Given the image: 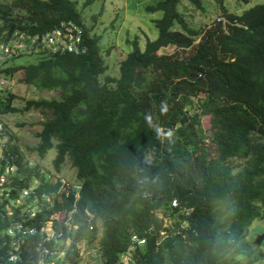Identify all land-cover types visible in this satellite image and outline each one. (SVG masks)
Masks as SVG:
<instances>
[{
  "label": "trees",
  "instance_id": "trees-1",
  "mask_svg": "<svg viewBox=\"0 0 264 264\" xmlns=\"http://www.w3.org/2000/svg\"><path fill=\"white\" fill-rule=\"evenodd\" d=\"M180 2L145 6L162 11L153 18L157 35L143 47L133 39L119 74L102 81L98 36L87 27L77 52L44 51L34 62L0 67L2 74L23 69V80L37 88L63 91L60 98L27 99L23 108L49 111L32 148L44 155L55 146L53 165L59 170L68 159L80 184L77 197L73 189L59 192V179L22 162L17 145L6 141L16 187L38 181L27 200L36 197L40 209L25 221L36 231L26 236L16 264L37 258L44 221L74 203L70 223L76 226L54 219L62 235L43 241L64 251L60 264H79L78 242L97 237L103 264H114L131 245V264H252L262 258L249 226L264 216V2L241 12L224 6L225 20L204 27L187 24ZM20 5L25 16L12 9ZM63 18L81 21L74 0L0 1V26L8 31H44ZM170 44L192 47L183 55L179 48L164 52ZM16 110L0 96V114ZM1 207L3 257L10 237ZM163 215L177 220L165 225Z\"/></svg>",
  "mask_w": 264,
  "mask_h": 264
},
{
  "label": "rangeland",
  "instance_id": "rangeland-1",
  "mask_svg": "<svg viewBox=\"0 0 264 264\" xmlns=\"http://www.w3.org/2000/svg\"><path fill=\"white\" fill-rule=\"evenodd\" d=\"M0 1L10 2L11 0ZM74 1L80 13V20L87 27L89 34L98 36L103 63L105 64V70L99 74L101 81L106 74H119V60L132 49L133 39H137L140 47H143L147 38H154L157 35L158 29L153 18L161 16L162 11H148L145 8L148 3H152L155 0H93L90 3H86V0ZM257 2H264V0H222L221 2L217 0H200V2L181 0L179 8L189 26L204 27L219 18L225 20L224 6L228 11L241 12ZM12 9L19 15L25 16L27 13L25 5L12 7ZM175 26L180 25L176 23ZM3 32L4 27L0 26V39ZM199 38L200 36L195 37L193 42H197ZM191 47L182 49L170 44L163 47L162 50L164 52H172L179 48L181 55H183L189 53ZM38 57L37 53L23 52V54L4 59L1 64L3 67L17 63L25 64L36 61ZM23 74V69L11 74L4 71V74H2L0 96L4 97V99L10 98L11 104L20 108V110L0 114V119L4 121L7 128L8 137L5 140L8 139L9 144L17 145L22 162H27L30 165L37 163L40 171L48 174L51 181H57L58 177H60L74 182L78 179L75 176V169L68 159L60 165L59 170L53 165V158L56 153L55 146L47 149L44 155H40L32 148L39 140L37 132L41 129L42 121L46 119L49 111L43 107L23 108L27 99L60 98L63 95V91L59 88H37L32 83L25 82ZM201 118L204 126H207L208 115H203ZM63 188V186L60 187V189ZM47 197L52 198V194H48ZM56 216L59 219L63 215L62 213H57ZM163 216L165 225L170 224V222L175 223L177 220L171 215ZM50 223V221H47L46 226H49ZM97 223L100 226L101 221L98 219ZM67 225L75 226L70 221L67 222ZM249 231L258 239L262 253V258L252 264H264V216L256 217L249 226ZM165 232L164 230L163 234ZM100 233L99 229L98 236H100ZM69 240V238H66L67 242ZM60 241L63 242V239H59ZM98 246V237L91 242L87 239L79 241V264H103ZM61 250L56 251V255L59 257L63 251Z\"/></svg>",
  "mask_w": 264,
  "mask_h": 264
},
{
  "label": "built area",
  "instance_id": "built-area-1",
  "mask_svg": "<svg viewBox=\"0 0 264 264\" xmlns=\"http://www.w3.org/2000/svg\"><path fill=\"white\" fill-rule=\"evenodd\" d=\"M85 27L86 26L81 21L77 23L72 19L64 18L44 31H29L25 28H16L8 31L7 28L4 27V32L0 39V67L4 59L23 54V52H30V54L37 53L38 55H41V53L43 54L44 51L50 53L63 52L65 50L77 52L83 39ZM2 78L3 75L0 71V83L2 82ZM6 137H8L7 128L4 121L0 119V167L2 166L0 170V203H2L1 209L4 210L2 212L3 216L9 219L5 232L10 237V245L6 248L4 256H0V264H16L21 258V250L27 249L23 247L26 236L36 231L35 228L26 226L25 221L40 209L36 197L31 198L29 201L27 200V197H29L38 181L34 178L28 186L22 189L16 187L15 183L12 182L16 164L12 161V155L6 152V150H8L6 146V141L8 139L5 140ZM58 179L61 182L59 192L65 191L67 194L69 190L73 189V191L75 190V196L77 197L79 195L78 189L80 188V184L77 180L70 182L64 178L58 177ZM62 186L64 188L60 189ZM13 190H17V193L12 195ZM47 195H45V198L50 200ZM172 203L176 204V200L174 199ZM19 205H21L19 217L12 218L15 207ZM75 208L76 206L74 203L69 211H55L44 221L41 229H44L45 234H43L42 239L38 241L37 258L33 259L30 264H60L63 260L64 252L61 250V256H57V250L44 246L43 241L44 239L50 238H55L56 240L62 235L61 232L55 231L53 220L63 219L67 223L70 221L72 211H74ZM57 213H62L63 216L58 219L56 216ZM47 221L51 222L49 226H46ZM160 233L163 234V230H161ZM132 238L138 240L139 243L145 241L144 237H138L136 234H133ZM132 248L133 245H131L128 250L121 253L119 259H117L114 264H131L129 258Z\"/></svg>",
  "mask_w": 264,
  "mask_h": 264
},
{
  "label": "clouds",
  "instance_id": "clouds-1",
  "mask_svg": "<svg viewBox=\"0 0 264 264\" xmlns=\"http://www.w3.org/2000/svg\"><path fill=\"white\" fill-rule=\"evenodd\" d=\"M1 73H2V71H1ZM4 76H5V75H4ZM147 119L151 120V117L149 116V117H147Z\"/></svg>",
  "mask_w": 264,
  "mask_h": 264
}]
</instances>
